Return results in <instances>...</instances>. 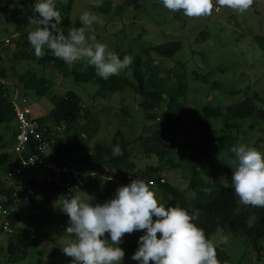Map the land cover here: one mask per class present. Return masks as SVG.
I'll list each match as a JSON object with an SVG mask.
<instances>
[{
    "label": "rangeland",
    "instance_id": "rangeland-1",
    "mask_svg": "<svg viewBox=\"0 0 264 264\" xmlns=\"http://www.w3.org/2000/svg\"><path fill=\"white\" fill-rule=\"evenodd\" d=\"M110 1L112 9L107 15L100 13L94 6L95 0H73L70 15L64 14L61 7L60 27L64 34L67 35L69 28L83 27L79 16L88 11L103 20L102 24L94 23L86 29V37H96L94 42L91 39L88 42L108 45L109 50L114 51L121 60L128 55L133 61L144 50L172 42H182L181 51L171 59L154 56L153 71L157 72L158 78L163 79L170 88L177 87L182 79L183 84L188 88V93L181 102L198 114L205 105L229 107L245 101L248 95L255 93L264 98V53L255 41L257 36L264 37V0H254L252 7L243 14L227 7L219 8V12L216 13L215 9L219 7L216 5L212 15L201 18H189L182 10L171 12L163 6L162 0H138L139 8L135 6L134 0ZM37 2L40 0H0V39L25 40L23 36H28L29 31L34 28L29 25V17L33 15L32 6ZM213 2L215 5V0ZM205 34H209L210 39L197 42V38ZM20 50L23 51L16 47V42H13L8 50L4 49L0 53V56L4 59V66L9 75L8 82L12 84L13 90L20 93L18 98L20 107L31 108V118L35 122L43 118L47 127L54 133L56 124L49 113L55 105L50 98L57 96L60 99L67 91H73L83 100L85 106L95 113V117L100 122V131L96 136L89 137L88 134H84L82 138V144L91 153L97 143L109 145L115 138L116 132L122 131L127 140L133 142V160L137 163L138 170L159 163L155 158H146L141 143L136 141L142 135H147L155 123L144 118L140 107L143 98L132 88L123 86L119 93L109 94L105 100H97L94 96L96 85L75 83L73 79L64 77L57 71L52 63L45 65L39 63L40 58L35 56L31 44L26 49L27 53H30L29 58H16L15 55ZM48 50L51 51L45 46V55ZM73 63L84 65L88 61L87 58H82ZM27 74H36L51 83L46 97L39 98L29 92L24 95L20 79ZM119 75L132 77L130 65ZM214 83H219L220 88H215ZM231 92L237 94H229ZM23 99L27 100L26 104L23 103ZM166 103L163 104L162 109H165ZM226 123L241 125V132L244 131L241 138L246 142L240 144L257 148L256 143H259L262 147L257 150L264 153V119L259 115L237 122L230 120L226 113L219 118L210 119L208 122L210 137L219 138ZM232 135H236V130H233ZM0 136L3 139L0 140V154L7 153L16 162L15 159L19 157L14 152L9 132L7 131L6 135L5 130L0 129ZM67 139L71 140L70 137ZM4 141L7 142L3 143ZM178 148L182 150L181 145ZM173 160L182 167L175 169L167 161H163L159 174L163 175L167 184L183 192L187 198H194L195 193L188 187L191 172L187 160L179 157L178 154L173 156ZM202 164L208 165L207 160L202 159ZM14 167L13 165L11 169ZM138 170L121 176L115 172L114 175L111 174L106 166H96L93 169L95 177L91 178L93 180L89 182L88 191H79L74 197L84 198L86 193L94 198L91 202L95 205L104 200V196L107 195L104 193L111 187L112 197L115 198L119 185H126L122 178L131 177L135 180L134 176ZM202 176L211 183V179L204 173ZM43 177L44 174L39 171L32 174V178L38 183ZM0 181H3L2 184L6 189L9 188L6 173H0ZM226 184L230 183L227 181ZM151 189L156 192L160 203L166 206L171 195L166 194L164 197L165 193L156 185ZM61 196L57 191L52 193L44 191L39 194L38 208L31 211L29 216H33L39 225V221L47 213L51 221L42 225L37 236L33 238L31 252L25 259L21 260L20 255L16 256L18 258L9 259L7 254L0 253V264H48L49 262L71 264L72 258L62 251L72 237L65 232L66 227L69 226V218L60 210L62 202L58 199ZM21 214L27 217L25 213ZM254 222V218L249 219L250 226ZM144 234V231H136L124 236L123 242L119 245L125 252L122 264H140L131 257L139 247V237ZM10 237L0 232L2 246L6 245ZM223 237L227 238L226 243L222 242ZM212 239L217 242V246L227 252L228 261L224 263L264 264V239L260 241L262 249L259 257L250 241L242 235L235 236L224 230L218 231Z\"/></svg>",
    "mask_w": 264,
    "mask_h": 264
},
{
    "label": "trees",
    "instance_id": "trees-1",
    "mask_svg": "<svg viewBox=\"0 0 264 264\" xmlns=\"http://www.w3.org/2000/svg\"><path fill=\"white\" fill-rule=\"evenodd\" d=\"M55 2L57 10L60 11L62 7L64 14L70 15L73 0H67V3H64L63 0H55ZM137 2L138 0H134L135 6L139 8L140 5H137ZM97 8L100 13L107 15L112 9V2L103 0V6ZM23 37L26 39L21 38L12 41V44L16 42V47L23 49L15 55L18 59L29 58L30 56V53L26 51L27 47L30 46L28 36ZM209 39L210 35L205 34L199 36L197 42ZM255 41L264 53V37L257 36ZM182 47V42H172L144 50L130 64L132 77L114 75L107 80L96 74L95 66L89 63L84 65L72 63L70 65L55 57L52 51L48 50L46 55L39 59V63L44 65L52 63L57 71L62 73L64 77L73 79L75 83L96 85L97 89L94 96L97 97V100H105L109 94L119 93L123 86H129L143 98L140 107L144 118L154 122L155 126L147 135H142L136 141L141 143L146 158H155L159 163L156 162L143 170H138L137 163L133 160V142L127 140L122 131L116 132L115 138L109 145L97 143L91 153L82 144V138L84 134H88L89 137L96 136L100 131V122L95 117V113L88 109L83 100L73 91H67L65 96L60 99L57 96L50 98L55 105L49 113L56 124L54 133L47 127L43 118L37 120L40 133L54 141L45 158L58 166L68 165L86 172L93 171L96 166H106L111 174L114 175L115 172L121 176L127 172L133 173L138 170L134 176L135 179L144 182L152 181L165 193L164 197L166 194L171 195L170 199L167 200L166 208L181 207L187 210L189 214L199 210L200 217L195 223L204 229L208 238L212 239L214 234L224 230L235 236L242 235L250 241L253 250L258 253L259 257L262 249L260 241L264 239V208L242 205L235 195L231 180L232 168L234 167L232 161L236 157L230 149L246 142L245 139L241 138L244 131L241 132V125L237 123H226L221 130L222 135L217 139H212L208 122L210 119L221 117L224 113L234 122L251 118L256 114L264 119V98L255 93L248 95L245 101L229 107L205 105L200 114L186 107L181 99L187 95L188 88L183 84L182 79L178 82L177 87L170 88L163 79L158 78L157 72L153 71L154 56L171 59L181 51ZM5 68L4 59L0 56V80L5 82L4 85L0 84V129L5 130L6 135L7 131L9 132L14 146L18 133V121L13 107L15 90L11 87L12 84L8 82L9 75ZM25 77L28 78L24 79ZM25 77L22 76L20 79L25 92L24 95L29 92L34 93L39 98L47 96L51 83L46 78L36 74H27ZM213 86L220 88L219 83H214ZM229 94H237V92ZM165 102H167L165 109H162ZM233 130H236V135H232ZM68 137L71 138L70 141H68ZM0 140H3L1 136ZM36 144L37 142L33 140L29 147L30 153L23 156L28 157L30 154H34ZM117 144L123 151L121 156L112 155V150ZM179 145L182 146V150L178 148ZM256 145L258 146L256 149L262 147L259 143ZM176 154L188 162L191 172L188 187L195 193L192 199L187 198L183 192L167 184L163 175L159 174L163 161H167L175 169L182 167L181 164L174 163L173 156ZM202 159H206L208 165H203ZM20 160L21 157L16 164L10 155L1 153L0 173L7 174L8 171L12 170L13 165L15 167L19 165ZM39 172L44 174L41 170ZM203 173L211 179V183L203 178ZM122 179L126 183L124 186L133 181L131 177ZM90 180L81 181L71 193H65L46 184V182L33 183L31 181L29 184L32 185L35 195L26 201L23 197L24 194H22L19 202L13 200L11 190L6 189L2 184L3 181H0V207L7 210V220L13 230L12 234L5 233L0 217V232L11 236L5 246L0 243V253L7 254L9 259L18 258L16 256L20 255L21 260L29 255L33 238L37 236L42 225L51 221L47 213L39 221V225L33 216H29L31 211L38 208L37 198L40 193L57 191L63 196L74 197L79 191H88ZM227 181L230 183L229 185L226 184ZM119 186L121 187V185ZM108 190L104 193L107 194L104 196V200L96 204H103L113 199L111 187ZM21 213H25L27 217ZM250 218H254L255 221L252 226L249 224ZM20 224L23 226H19ZM106 238H110V236L106 234ZM216 252L221 264L228 261L227 252L223 251L222 247L217 246ZM51 264L53 263L51 262Z\"/></svg>",
    "mask_w": 264,
    "mask_h": 264
},
{
    "label": "clouds",
    "instance_id": "clouds-1",
    "mask_svg": "<svg viewBox=\"0 0 264 264\" xmlns=\"http://www.w3.org/2000/svg\"><path fill=\"white\" fill-rule=\"evenodd\" d=\"M253 3L254 0H215L214 5L213 0H162L166 9L182 10L189 18L210 16L216 5L217 11L227 7L243 14ZM94 6L102 7L103 0H95ZM32 12L29 25L34 28L27 39L37 58L45 55V46L70 65L87 58L95 66L96 74L105 80L119 75L132 63L131 56L125 55L121 60L106 44L88 42L89 39L94 42L96 37H86V29L94 23H103L96 14L84 12L79 16L83 27L69 28L65 35L55 0L34 3ZM230 151L236 157L231 175L235 195L244 205L264 208V153L244 144ZM112 155H123L118 144ZM151 185L152 181L135 179L119 187L115 198L95 205L91 202L94 198L86 193L84 198L62 195L58 199L62 202L60 210L69 217L65 232L72 237L62 251L72 258L71 264H122L125 252L119 245L126 234L136 231L145 233L139 237V247L131 257L140 264H221L217 258V242L208 238L204 229L195 223L200 211L189 214L181 207L166 208ZM222 242L226 243L227 238L223 237Z\"/></svg>",
    "mask_w": 264,
    "mask_h": 264
},
{
    "label": "built area",
    "instance_id": "built-area-1",
    "mask_svg": "<svg viewBox=\"0 0 264 264\" xmlns=\"http://www.w3.org/2000/svg\"><path fill=\"white\" fill-rule=\"evenodd\" d=\"M218 8V7H217ZM220 10V9H219ZM264 11V5H263ZM215 12H219L215 9ZM12 45V39L5 38L0 39V52L4 49L10 48ZM0 84H5L0 80ZM20 93L16 90L14 94L13 107L18 121V133L15 138L14 152L21 157L18 166L8 171L6 174V180L9 181V188L12 192V198L15 202L21 200V195L24 194V199L28 201L35 195V191L29 182L38 183L32 178V174L35 171H43L44 177L41 182H46L48 185H52L57 189L62 190L65 193H71L74 188L82 181L87 182L91 178L95 177L94 171H82L79 168L64 165L58 166L51 161L46 160L45 155L51 148L54 141L50 140L47 136L40 133L39 125L31 118L32 109L25 107L21 108L18 103ZM23 103H27L26 99H23ZM35 140L37 142L34 154H30L28 157H24L26 153H30V144ZM146 181L145 183H147ZM152 186L155 184L152 182ZM8 212L5 208L0 207V217L3 231L7 234H12L13 230L10 227V223L7 220ZM230 264V263H222Z\"/></svg>",
    "mask_w": 264,
    "mask_h": 264
},
{
    "label": "crops",
    "instance_id": "crops-1",
    "mask_svg": "<svg viewBox=\"0 0 264 264\" xmlns=\"http://www.w3.org/2000/svg\"><path fill=\"white\" fill-rule=\"evenodd\" d=\"M16 160V164L19 162L18 160H19V158H17V159H15Z\"/></svg>",
    "mask_w": 264,
    "mask_h": 264
}]
</instances>
